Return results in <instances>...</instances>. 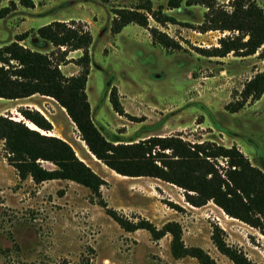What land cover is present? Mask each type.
<instances>
[{"label": "rangeland", "instance_id": "374dc122", "mask_svg": "<svg viewBox=\"0 0 264 264\" xmlns=\"http://www.w3.org/2000/svg\"><path fill=\"white\" fill-rule=\"evenodd\" d=\"M10 1L17 7L0 18V47L27 33L21 45L47 54L57 64L60 52L42 44L37 29L60 21L91 33L86 94L91 119L107 141L132 143L178 135L190 143L234 145L264 173V93L239 112L226 110L239 100L245 83L264 71V59L259 52L247 57L231 53L224 58L199 54L197 49L218 47L219 39L230 34L196 30L204 20L203 6L183 2L170 10L168 0H150L154 9L162 7L177 21L162 27L149 19L150 27L183 47L168 51L154 45L149 32L135 24L111 33L114 9H131L145 0H32L34 8L22 7L18 0H4L0 9ZM216 1L228 9L230 0ZM256 2L264 10V0ZM80 56V51L71 52L60 63L66 77L81 71L75 63ZM112 88H116L124 112L139 122L113 111L109 102ZM22 108L43 115L52 124V135L68 142L78 158L105 181L101 194L110 209L131 221L148 220L158 229L177 222L185 246L203 249L220 264H232L211 241L213 226L218 225L229 246L242 251L253 264H264V235L258 230L229 218L213 203L190 207L181 189L158 179L115 174L88 152L75 125L53 99L39 95L11 101L0 98L1 115L23 120L18 112ZM4 156L0 141V264H199L190 257L175 260L170 254V235L153 241L143 230L125 232L91 202L89 190L80 185L20 181ZM42 166L54 169L50 163ZM169 203H180L187 210L176 211Z\"/></svg>", "mask_w": 264, "mask_h": 264}, {"label": "trees", "instance_id": "16d2710c", "mask_svg": "<svg viewBox=\"0 0 264 264\" xmlns=\"http://www.w3.org/2000/svg\"><path fill=\"white\" fill-rule=\"evenodd\" d=\"M4 0H0V4ZM108 3L109 0H101ZM200 5L206 9L203 22L197 27L200 33L219 31L230 33L218 41V47L197 49L205 57L224 58L229 54L247 57L259 52L264 59V10L256 0H230L228 9L216 0H168L167 8L178 9L181 4ZM25 8H34L32 0H18ZM16 3L0 9L3 19L16 10ZM149 19L164 27L177 21L153 8L150 0L142 1L131 9H114L111 33L118 34L129 24L146 29L154 45L168 51H181L175 39L156 27ZM232 34V35H231ZM42 44L60 52L58 63L39 51L21 45L28 38L24 33L16 41L0 47V98L27 99L35 95L51 98L66 112L75 125L88 152L109 170L122 177L154 178L183 191L184 201L200 208L211 202L229 218L240 221L264 235V173L253 166L236 147H225L214 142L190 143L180 136L149 137L132 143H111L94 125L91 107L86 94L90 73L89 49L91 33L71 23L54 21L37 29ZM80 51L75 61L81 68L77 75L66 77L59 65L69 53ZM264 93V71L248 80L239 93V100L228 104L230 113L239 112L246 103L258 101ZM113 111L131 121L139 119L124 112L116 88L109 94ZM23 120H14L0 114V141L3 142L5 160L20 181L31 179L35 184L48 181H69L90 192L91 202L104 210L122 230L133 233L146 231L153 241L171 236L170 254L175 260L194 258L199 264H220L199 247L185 246L182 227L177 222H167L160 229L145 219L131 221L110 209L101 194L105 181L78 158L72 146L52 135V124L38 111L19 109ZM29 122L37 130L27 126ZM224 165H220V162ZM54 169H46L42 163ZM171 209L180 211L177 204ZM211 241L218 252L232 264H253L242 251L229 246L224 231L213 226ZM83 264H91L85 261Z\"/></svg>", "mask_w": 264, "mask_h": 264}, {"label": "crops", "instance_id": "0c3cea01", "mask_svg": "<svg viewBox=\"0 0 264 264\" xmlns=\"http://www.w3.org/2000/svg\"><path fill=\"white\" fill-rule=\"evenodd\" d=\"M33 97V96H32ZM211 202H209L208 204H210ZM188 205V204H187ZM207 205V204H206ZM205 205V206H206ZM179 206L181 207V208H184V209H186V207H184L183 205H181L180 203H179ZM205 206H202V207H200V208H203V207H205ZM191 207V206H190ZM192 208H194V207H192ZM194 209H199V208H194ZM187 210V209H186Z\"/></svg>", "mask_w": 264, "mask_h": 264}, {"label": "bare ground", "instance_id": "6f19581e", "mask_svg": "<svg viewBox=\"0 0 264 264\" xmlns=\"http://www.w3.org/2000/svg\"><path fill=\"white\" fill-rule=\"evenodd\" d=\"M28 127L30 128V126L28 125ZM36 127V126H35ZM34 130H37V128L36 129H34Z\"/></svg>", "mask_w": 264, "mask_h": 264}, {"label": "water", "instance_id": "95a60500", "mask_svg": "<svg viewBox=\"0 0 264 264\" xmlns=\"http://www.w3.org/2000/svg\"><path fill=\"white\" fill-rule=\"evenodd\" d=\"M28 126V125H27Z\"/></svg>", "mask_w": 264, "mask_h": 264}]
</instances>
